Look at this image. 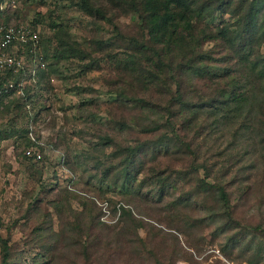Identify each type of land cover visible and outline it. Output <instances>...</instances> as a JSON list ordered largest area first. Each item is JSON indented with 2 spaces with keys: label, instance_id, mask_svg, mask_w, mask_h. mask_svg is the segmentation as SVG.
<instances>
[{
  "label": "rangeland",
  "instance_id": "1",
  "mask_svg": "<svg viewBox=\"0 0 264 264\" xmlns=\"http://www.w3.org/2000/svg\"><path fill=\"white\" fill-rule=\"evenodd\" d=\"M92 1L123 32L150 36L142 29L141 11ZM151 1L139 0L145 14ZM163 1L172 8L171 0ZM230 17L216 10L203 24L217 29ZM0 21L39 29L48 55L42 79L43 70L34 76L37 64L25 58L27 71L18 79L33 97L21 100L23 108L0 105V213L11 250L8 264H264V142L249 135L243 118L234 124L225 117L216 129L204 119L179 132L190 138L203 132L190 152L140 153L127 162L124 145L168 128L141 131L138 124L165 112L117 98L120 92L162 96L155 88L145 92L126 75L120 61L126 44L113 23L75 0H2ZM204 47L213 49L214 63L237 59L222 42ZM223 84L195 78L183 94L198 102ZM235 126H242L240 133ZM28 138L37 143L27 144ZM29 148L43 157H29ZM193 159L209 166L208 181L227 182L233 219L226 225L212 222L209 214L221 208L198 186L205 171L192 170ZM156 171L171 175L164 182ZM2 256L0 243V264Z\"/></svg>",
  "mask_w": 264,
  "mask_h": 264
},
{
  "label": "trees",
  "instance_id": "2",
  "mask_svg": "<svg viewBox=\"0 0 264 264\" xmlns=\"http://www.w3.org/2000/svg\"><path fill=\"white\" fill-rule=\"evenodd\" d=\"M75 1L87 12H95L102 19L113 23L115 32L126 44L123 52L125 57L120 58L122 67L126 69L125 73H128L126 75L130 74L145 89V92L157 89L163 98L156 95L148 96L147 93L139 97L128 96L126 92L118 93L117 98H122L123 101L131 99L135 106L151 110L155 114L161 113L162 110L165 112L166 116H159L160 118L138 124L141 131L162 132L167 130L163 128H168L166 133H161L156 138L139 140L137 144L120 147L127 153L125 161H134L136 155L139 156L140 153L144 155L147 152H155L159 155L164 150L167 154H171L172 151L177 154L190 152L194 146L193 141L203 132L191 138L179 132L185 133L188 127L202 124L204 119L211 120L212 129H216L225 117L227 121L234 124L243 118L251 133L249 135L259 136L264 142V52L261 50L264 42V0H171V9L166 1L152 0L148 6L149 14L141 10L139 0H112L126 13L134 10L141 11L142 14L140 13L139 16L142 20L141 26L144 32L146 30L151 32L149 37L123 32L119 23L108 16L106 10L95 1ZM112 2L111 5H113ZM184 8L190 10L189 15H184ZM216 10L229 12L231 17L224 19L217 29H213L203 22L206 15L213 14ZM207 41H218V44L222 42L229 45L234 58L237 59L234 63L230 61L214 63L217 58L214 56L213 49L207 50L204 47ZM256 46L259 48L256 49ZM44 54L47 58V53L44 52ZM46 68L40 69V72L43 70L38 76L40 79L45 72H48ZM10 76L15 79L16 85L12 90L7 91L4 83ZM20 76L8 69L7 73L0 77L2 91L0 105L6 104L7 108H23L21 100L33 97L27 87L24 88L25 94H17ZM195 78L207 79L211 83L219 81L224 84L214 90L210 89L212 92L206 99L195 102L183 94L185 83L192 82ZM39 82L37 81V84ZM7 96H10L11 100L9 99L7 103L3 102ZM164 96L168 97V101H165ZM120 126L130 128V125L125 122H120ZM235 127L236 134L240 133L242 126ZM108 141L109 138H107ZM31 142L37 143L35 138L34 140L28 138L27 144L31 145ZM191 164L192 170L200 171L202 168L205 171V177H198V186H204L205 192L213 194L218 203L217 206L223 211L221 213V210L208 211L207 213L212 211L209 216L215 219L212 222L217 224L223 222V225H226V222L233 219L227 182L222 178L210 182L207 177L213 174L210 173L209 166L194 159ZM180 171L182 170L174 172ZM153 174L164 175V182L171 175L165 176V172L159 174L157 171ZM0 243L4 255L2 264H8L11 250L7 236L2 232H0Z\"/></svg>",
  "mask_w": 264,
  "mask_h": 264
},
{
  "label": "built area",
  "instance_id": "3",
  "mask_svg": "<svg viewBox=\"0 0 264 264\" xmlns=\"http://www.w3.org/2000/svg\"><path fill=\"white\" fill-rule=\"evenodd\" d=\"M42 33L30 23H11V21H0V77L13 70L16 74H25V58L29 56L36 67L32 71L34 76L38 75L41 68L47 67V58L42 50ZM5 89L12 90L16 81L13 77H7ZM17 94H25L24 87L19 80ZM2 91L0 90V93ZM27 154L35 160L43 157L41 150L29 148ZM4 229L3 218L0 213V232ZM218 253L221 251L218 249Z\"/></svg>",
  "mask_w": 264,
  "mask_h": 264
}]
</instances>
